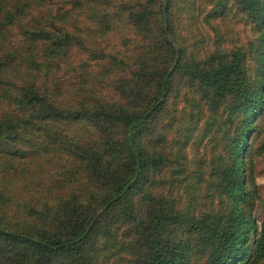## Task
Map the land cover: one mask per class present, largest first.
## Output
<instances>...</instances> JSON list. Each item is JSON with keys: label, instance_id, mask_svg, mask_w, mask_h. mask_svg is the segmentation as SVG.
Wrapping results in <instances>:
<instances>
[{"label": "trees", "instance_id": "1", "mask_svg": "<svg viewBox=\"0 0 264 264\" xmlns=\"http://www.w3.org/2000/svg\"><path fill=\"white\" fill-rule=\"evenodd\" d=\"M263 175L264 0H0V264H264Z\"/></svg>", "mask_w": 264, "mask_h": 264}, {"label": "rangeland", "instance_id": "2", "mask_svg": "<svg viewBox=\"0 0 264 264\" xmlns=\"http://www.w3.org/2000/svg\"><path fill=\"white\" fill-rule=\"evenodd\" d=\"M230 6H232V4ZM241 24H242V18L240 17V13L236 10V5H234L233 7H231L230 10H227L226 17L223 18L221 22L219 23V26L221 29L220 31H218V33L220 34L221 38H219L218 43L220 44L221 49H230L231 47L236 46V36H239V37L242 36L241 35L242 31L239 30L241 27ZM204 37L206 38L207 36H204ZM199 39L201 38L197 36L196 34L194 36V39L191 41H194V40L199 41ZM200 44H201V41L198 42L197 45L200 46ZM182 89H183V85H181L178 79L175 78V81L173 83L174 94L175 95L178 94V96H181ZM181 105H182V100L180 99V97L170 98L169 100L170 108H174L175 106H178V110L181 111L182 113ZM185 109L188 110V107H186ZM181 113H179V118L176 119V126H175L176 128L173 129V135L171 136V138L173 139H175L176 137L177 139H179L180 133H182L183 131L182 128L184 127V125L190 124L188 119L183 120L185 116L184 115L181 116ZM202 127L203 126L201 123L198 129L194 132V134L196 135L195 139L193 138L192 141L188 142L186 149L184 151L185 161H181V162L184 163V165H187L186 167L189 170L194 169L199 162L201 161L204 162L203 160L205 159L207 155V152H206L207 147L206 148L204 147L205 143H208L207 140H203V142L198 143V138H199V134L201 133ZM176 129L178 130L177 134L175 132ZM262 140L263 138L261 137V135H259L258 138H256L254 141L251 140V143L253 145H257ZM53 169H55V164L53 163V161L48 162V163H43V165H41L39 169L35 168L34 164H31L30 172H29L31 180L29 181V183L30 184L39 183V185H41V183L42 184L49 183L51 180V176H52L51 173L53 172ZM254 181L256 184H264V175L255 177ZM173 188H175V186H173ZM261 208H262V203L257 200L254 204V210H253L252 215L254 216L256 211L260 210Z\"/></svg>", "mask_w": 264, "mask_h": 264}]
</instances>
